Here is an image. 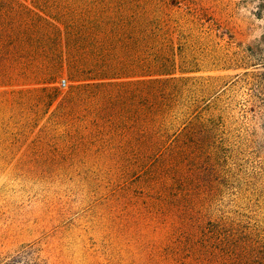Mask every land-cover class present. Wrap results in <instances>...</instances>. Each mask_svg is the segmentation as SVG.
<instances>
[{
	"label": "rangeland",
	"instance_id": "obj_1",
	"mask_svg": "<svg viewBox=\"0 0 264 264\" xmlns=\"http://www.w3.org/2000/svg\"><path fill=\"white\" fill-rule=\"evenodd\" d=\"M0 1V22L27 6L65 29L63 11L94 36L69 46L62 32L48 83L0 44V264H264V0ZM126 13L159 27L144 46L169 57L158 97L169 133L185 127L146 165L57 118L79 60L118 64L120 43L95 27Z\"/></svg>",
	"mask_w": 264,
	"mask_h": 264
},
{
	"label": "trees",
	"instance_id": "obj_2",
	"mask_svg": "<svg viewBox=\"0 0 264 264\" xmlns=\"http://www.w3.org/2000/svg\"><path fill=\"white\" fill-rule=\"evenodd\" d=\"M2 3L0 1V7ZM10 8L13 9L11 6ZM23 8L27 11H23L22 15H13L10 23L5 20L0 22V44L8 46L18 56L27 60L24 73L35 81L48 83L49 79L56 77L60 71L62 57L58 54V47L63 31L69 46L76 41H83L80 43L87 48L93 46V27L87 22L74 23L75 14L66 15L63 11L55 14L58 19L71 21L62 29L56 24L45 22L43 17L31 8ZM136 18L135 14L126 13L111 23L95 27L98 34L102 33L101 35H106L109 41L120 43L119 53L116 54L118 60H115L118 64L112 62L109 66L108 54L101 55L98 60H94V57L79 60L78 64H75V70L79 73L80 81L70 87L59 103L57 118H62L70 124L75 123L78 127L86 126L84 123L87 121L91 142H109L108 146L121 153L126 162L134 165L146 161V165L166 151L174 150V140L177 137L179 139L185 127L173 134L169 133L164 119L167 113L165 103L158 97V93H164L167 85L174 79L170 77L173 72L169 57L153 46L152 50L150 46L147 52L149 47L144 46V42L154 38L149 37L148 33L159 36V27L149 26L148 29L144 24L135 25L138 24L135 23ZM27 19L30 24L16 22ZM145 20L149 21V18ZM106 40L108 42V39ZM145 51L152 53L158 61L154 72H142L145 71L143 58L146 57L136 55L145 54ZM116 69L119 70L115 73H107ZM51 89L48 85L41 87V90ZM189 127L185 133L187 138L191 137ZM82 130L81 127L78 128V132ZM106 132L112 134L110 141L104 138Z\"/></svg>",
	"mask_w": 264,
	"mask_h": 264
},
{
	"label": "built area",
	"instance_id": "obj_3",
	"mask_svg": "<svg viewBox=\"0 0 264 264\" xmlns=\"http://www.w3.org/2000/svg\"><path fill=\"white\" fill-rule=\"evenodd\" d=\"M60 85H61V86H66V81H65V80H62V81L60 82Z\"/></svg>",
	"mask_w": 264,
	"mask_h": 264
}]
</instances>
